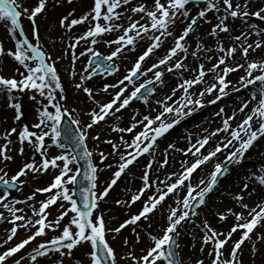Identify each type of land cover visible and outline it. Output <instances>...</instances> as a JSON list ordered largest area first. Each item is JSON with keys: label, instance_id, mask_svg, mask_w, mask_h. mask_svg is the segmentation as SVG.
Returning <instances> with one entry per match:
<instances>
[{"label": "snow or ice", "instance_id": "6c2138e0", "mask_svg": "<svg viewBox=\"0 0 264 264\" xmlns=\"http://www.w3.org/2000/svg\"><path fill=\"white\" fill-rule=\"evenodd\" d=\"M67 2L71 3L72 0H67ZM199 2L203 6L199 7L196 15L193 16L190 14L191 10L187 6L190 3H194V0H152L151 5H148L145 0H138L135 5L132 4V0H94L93 7L84 15L76 17L74 16L75 10H73L60 19V26L68 31L74 26L85 22H88L90 25L83 35L71 38L74 42L69 47L73 49L81 40L92 38L91 42L96 44L98 42L96 38L103 36L105 33L114 31L121 33L115 40L105 41L109 46L113 44L116 46L107 57H102L100 53L88 49V52L96 58L97 68H101L104 71L118 70L117 65L112 62L114 57L120 56L125 50L134 51L137 43L141 40L150 41L143 53L136 59L129 70V74L119 81L122 87L109 102L100 103L96 101L91 88L84 86L82 83L75 84L77 89L87 93L89 99L93 100L98 106V111L96 109L92 110V122L86 124L85 128H91L94 124L99 123L109 115L115 116L132 99L138 98L141 89L145 88L146 85L152 84L153 81L162 84L165 71L169 73L175 72L179 77V83L172 89L171 95H167L163 99L156 101L157 104L161 105V109L158 110L157 115L154 117L144 116L141 121L132 123L128 128H120L118 126L113 128L114 131L118 132H132L137 127V124L143 125V130L137 133L130 143L124 141L123 137H121L122 143L128 148L134 149V151L121 154L120 160L122 162L119 163L118 170L114 172L108 186L97 196L94 192L96 188L97 166L93 163L92 153L88 151L85 144L87 133L81 131L79 135L73 138L75 145L82 149V151L74 153L66 151L67 145L60 139V124L67 109L57 102V96L54 93L56 89H59L63 93L64 88L55 63L49 62L51 58L42 50L36 20L38 15L46 11L48 0H36V3L31 7L21 5L18 3V0H0V22H8L10 25L9 33L15 41L14 50H6L3 43H0V57L4 55L11 56L25 70L21 72L19 68L16 69L19 79L15 76L5 77L4 75H0V94L6 95L9 101H15L14 92L24 93L28 91L33 93L30 99L36 101L39 105V122L33 127L41 129L43 126V129H47L41 130L38 134L36 131H31L29 125L24 124L19 131L16 127H13L3 134L5 143L0 144V163H4L5 167L7 166L5 162L13 160V156L9 154L11 151L9 145L13 143L9 137L12 134L17 135V140L20 144L18 151L21 155L24 153L23 145L27 142L35 151L39 152L43 159L39 166L35 161L24 163L10 178H6L8 173L5 171V168L0 167V173H3L0 175V189H2L0 191V207L7 209L10 213L11 219L9 222L13 225L4 243L7 244L9 241H12L17 235L19 228H24L25 230H29L30 228L35 229L26 238L15 243L14 246H10L5 251L0 252V264H6V261L10 257L15 256L32 241H35L38 237L45 236L47 229L55 230L59 228L60 221L68 215L69 211L74 215L69 219L68 224L62 228L61 234L38 243L37 246L32 248L28 254V258L33 262H37L38 257L47 256L50 252H56L60 255H71L73 249L87 243L91 247V251L88 253L89 264H117L116 252L108 242L107 233L120 234L122 229L129 225L135 226L132 228V231L136 232V227L139 226L138 222L142 218L147 220L149 214L153 213L169 194L178 195L179 191L184 189V196L182 198L178 197L175 200L176 207H172L169 210L166 218L167 224L163 228V235L154 236L149 234L153 244L143 249L142 255L137 256L134 252L130 251L126 257H123L130 259L133 264H181L179 254L175 250L179 247L177 243V226L182 221L188 219L190 214L196 215L194 205L199 206L205 203V197L219 183L220 178L229 172V165L239 164L254 144L259 139L264 138V60H247L250 49L255 51L264 47V39L247 43L248 37L252 34L253 30H255L256 36L262 37L264 36V30H261L255 24H249L248 32L241 31L240 35L233 38L235 41L240 42L239 48L242 56L246 59L245 64H236L234 67L228 66L226 64V57H234L237 52V46L233 45L226 49L222 42L217 44L216 51L223 55L216 57V62L212 63L210 67L205 68V64L201 62L196 67L189 68L184 63L189 53L186 38L193 33L198 21L204 20L205 22H210L207 20L209 12L218 14L216 15L217 23H215L209 32V35L217 37L220 32L229 33L231 31L228 23L230 19L243 18L247 20L249 17H255L264 23V7L249 10V0H243V2L241 0H199ZM55 3L59 4L61 0H55ZM118 9H123V11H118ZM125 13L129 14L125 15ZM137 14L140 15V18L133 19V16ZM22 17H26L32 25L34 43L25 34ZM119 21H125L126 24ZM141 21L144 22L142 23ZM178 22L183 27L179 35H174ZM168 37L173 38L174 46L170 47L157 62L153 63L146 70H142V64L146 58L156 49L161 48L163 42ZM202 51L212 52L214 50L211 48L205 49L203 44L198 41L196 49L191 52V55L194 58L201 59L198 54ZM84 54V52H81V55ZM75 58V54H73V59ZM203 59L212 61L213 57L207 56L203 57ZM91 64L92 61H89L90 66ZM221 65H224V67L221 68ZM161 66H163L164 70H161ZM239 68H244L245 70V75L241 76L239 80L241 88L248 89L249 86H256L257 84L258 87H254V90L250 92L249 100L242 102L239 112L244 113L245 109H248V112L236 126L233 128L231 124V121L236 119V111L234 110L231 116L222 119V127L215 129L208 136L198 139L195 144H192L186 150L185 154L191 153L195 157L194 161L191 164H188L187 161L181 162L182 172L179 174L172 173L166 176L164 181H160L163 188L156 187L154 194L149 196L143 203L142 209L125 219L119 226L108 228L102 214L94 217L93 210L98 207L97 200H102L108 195L109 190L117 183V180L124 173L125 169L137 157L145 153L151 154L158 138L168 133L182 119L192 115L196 109L203 107V97L206 93L218 92L215 99L208 101L210 104H215L222 97L227 96L228 92H226V89L229 87L231 81H227L226 77L229 73ZM185 71L191 73L190 78L184 77L183 73ZM148 72H152L153 77L136 87L134 78L141 74L147 75ZM209 73L215 74L214 79L218 81L219 87L216 83H213L198 93L191 91L197 85L203 84L205 76ZM71 74L73 76L76 75L74 71ZM93 74H95V70ZM88 78L90 77H80L81 81ZM125 81L134 86V90L126 97L124 96L127 90ZM109 87L114 88L116 85H105L103 91L107 92ZM148 91L153 92L154 89L148 88ZM178 91L181 92V95L174 100L173 97H176ZM233 91L239 92L240 88H234ZM36 94L43 99L38 100ZM44 100L47 103H44ZM252 101H256V105L249 108V104ZM144 102L147 103V97H144ZM49 105L54 111L49 110ZM10 107L15 110L14 119L19 121L23 116L21 104L19 102H12L10 103ZM223 112L224 109L221 108L217 115H221ZM169 116L172 118L169 119ZM116 119H119V117H116ZM73 123L79 124L80 122L74 120ZM153 125L155 126L153 127ZM221 132L227 134L224 139L211 150H207L206 154L202 152L201 149H204L209 144V140ZM46 137H49L51 140V144L47 146L45 144ZM95 138L99 139V137ZM107 142L112 144V141ZM52 145L61 149V152L58 155L49 157L47 147H51ZM112 147L114 150H117L116 144H112ZM170 147H174V145H170ZM226 149L228 151L224 161L220 162L217 160L207 179L201 178L196 185H193L191 183L193 173ZM99 156L101 161L107 159L103 152L99 153ZM79 160L87 162V170L84 171L83 178L89 182V187L81 189L82 206L73 198L74 189L68 187V185H75L77 183L80 169L76 168L74 170L72 165L78 163ZM167 162V157L165 156L161 166L166 165ZM49 167L59 169V174L54 177L53 182L49 186L36 188L24 200H19L15 197L9 200V189H15L18 184H23L24 181L20 178L26 176L28 171L42 172L47 171ZM108 167H111V165H108ZM147 168H151V163L147 165ZM172 176L176 177L174 181L171 180ZM142 180L144 182L143 187L136 194L132 195L130 200H116L115 203L130 206V204L140 200L144 192L153 187L147 171L144 173ZM258 180L260 184L264 185V176L258 177ZM244 187L247 188L248 185L245 184ZM53 190L55 191L53 192ZM36 193H51L46 200L39 202L38 209L34 205H28L33 215L37 218L33 221L23 214L17 215V213H23V209L16 208L14 205L33 200ZM235 199L240 202V207L244 211L235 212L232 209H228L226 213L219 214L221 220L225 219L227 215L235 217V223L227 233L217 232L208 225L207 221L203 223L205 234L202 238V243L204 245H212L208 253V256L211 258V264H242L239 258L241 246L246 240L251 239L254 229L264 222V201L250 207L248 204L243 203L242 196H237ZM58 200L67 202L69 207L64 208V205L61 204L60 207L64 210L55 221H49L46 209L50 205L56 204ZM5 219L8 218L4 216L3 212H0V220ZM237 230H241L240 238L232 242L228 256H225L223 251L225 245L228 244ZM113 238L115 239V237ZM257 238L264 240V236H258ZM136 239L139 242V233H136ZM124 243L127 245L128 241L125 240ZM255 250V246L253 245L252 251L255 252ZM201 251H203V248H201ZM22 259H24L23 256L19 260H14L13 264H21ZM58 264H62V261L58 262ZM196 264H204V260H197Z\"/></svg>", "mask_w": 264, "mask_h": 264}, {"label": "rangeland", "instance_id": "374dc122", "mask_svg": "<svg viewBox=\"0 0 264 264\" xmlns=\"http://www.w3.org/2000/svg\"><path fill=\"white\" fill-rule=\"evenodd\" d=\"M18 3H20L21 5H23L25 7H31L36 3V0H18ZM132 4L133 5L137 4V1L132 0ZM93 5H94V0H72L71 3H68L67 0H61V3H59V4L55 3V0H48V6H47L46 11L44 13L38 15L36 17V20H37V25L39 28L40 43H41L42 50L46 53L47 56H49L51 58L49 62L55 63L56 70H57V72L61 78V84L64 88V92L63 93L60 92V96L63 97V99H61L63 102V105L71 113L73 118L80 122L78 125H79L81 131H85L87 133V139L86 140H87L89 149L92 152V155L94 158V163L97 166V173H96L97 179H96V188L95 189H96V195L98 196L103 191V189L108 186L111 179L113 178L114 172L118 170L119 163L122 162L120 160V155H115L116 153H119L120 146L119 145L117 146L116 153H109V151L112 150L113 147H111L110 143H108L107 141H112L113 144H117L118 140L121 138L122 135L120 133H117V132H113L112 135H109V134L103 133L102 129H97V127L85 128V125L87 124V120H89L90 123L92 122V120H91L92 110L96 109L98 111L97 104H94L91 101V99H89L87 93L83 92L82 90H80V92H78L77 89H75L76 92H74V90L70 88L69 91L65 93V90H66L65 87L66 86L63 84V82H66V83L70 82V78H71L70 67L72 66L73 54H75V53H74V49L69 47V40L71 41V38H72L70 32H68V30H65L64 28H62L59 24L60 19L64 15H67L70 11L75 10L74 16L79 17V16L84 15L85 13L89 12L91 10V8L93 7ZM191 5L193 6V7L191 6L192 8L188 7L191 11L192 10L197 11L199 7L203 6L202 3L201 4H191ZM260 7H264V1L260 2L259 4H250L249 10H256ZM190 14L193 16L196 15V14H193L191 12H190ZM210 14L213 15L212 20H210V17H209ZM216 15H218V14H214L213 12H209L207 14V20L210 22H205L204 20H202V23H204L206 26H208L211 29L215 25V23H217ZM231 20L236 21V18L230 19L228 21L229 27L232 30ZM3 23H5V22H0V43H3V46L5 47L6 50H9V49L14 50L13 38L11 37V35L9 33L10 25L8 24V22H6V25H3ZM22 24H23L24 30L26 31V34L32 38L31 40L34 43L35 40L33 37L32 25H31L30 21L26 17H22ZM242 24L245 26L244 28L246 30H248L249 24H255L261 30H264V23L260 22L255 17H250V20L242 22ZM79 26H84V23L80 24ZM89 26L82 28V35L87 31V28ZM198 28H199V26L197 24L194 27L193 32L195 33ZM241 29H243V28H241ZM179 34H180V32L179 33L174 32V35H179ZM219 34H230V32L229 33L220 32ZM251 35L255 36V40H253V41L247 40V43H253L256 40L264 39V36H262V37L256 36L255 30L252 31ZM103 36H106V33ZM208 36H210V35H208ZM214 38H215V42H213V44L215 45V47H217V44L220 42L223 43V46L226 49L233 46V45H236L237 46V52L236 53L238 55L242 56L241 50L239 48L240 42L234 43V42H231L229 40H227L226 42H223L222 40L218 39L217 37H214ZM171 40H172V46H173V43H174L173 38ZM200 41H201L200 43L205 44L206 41H208V40L206 39V37H204ZM81 42L83 44V51L85 52V54L82 56L88 59V60L86 59L87 62L85 65V68H87L88 70H89L88 61L92 57L91 53L88 52V49H92L93 51L100 52V53L104 54L105 56H109L111 54V52L116 47L114 44L109 46L108 44L103 43L102 46H107V48L104 49V48L99 47V46L97 47L96 44H93L91 42V40L90 41L82 40ZM148 43H150V41H148L146 44L142 45V47H140V49H138V51L135 53V55H133L132 63L130 62L128 67L124 70L125 73L129 72V70L131 69V67L135 63L138 56L141 55L143 53V51L146 49ZM196 43L197 42H195V47H196ZM169 48H170V44H169V46H166V48L164 49V51L162 53L159 54L157 59L162 58ZM76 50L79 51L77 48H76ZM78 55H79V58L81 59L80 51H79ZM219 55H223V54L217 53L215 56H213V60L211 62L215 63L216 62L215 58L218 57ZM6 57H8V55H6ZM75 57H76V55H75ZM230 59L231 58L226 57V64L228 66L234 67L235 65H231V64L236 62V61H234V60L232 61ZM247 60H264V47H261L260 50L256 51V52H252V50L250 49L249 50V56L247 57ZM156 61L149 63V66H151ZM245 63H246V59H245ZM12 67H13L12 62H8V68H4V67H3L4 69L1 68L0 69V75H4L5 77L15 76L17 79H19V74L17 72H11ZM18 67H19L21 72L25 71L23 69V67L20 66L19 64H18ZM220 67L223 68L224 65H221ZM93 71H94V69L89 70L90 75L91 76H97L98 74H96V73L93 74ZM63 72L66 74V79L65 78L63 79V77L65 76V74L63 75ZM236 72L238 73L236 81L240 85L239 80H240L241 76L245 75V70L243 68V70H237ZM108 76H110V75H105L104 79L98 83L102 89L104 88L105 85H116L115 82L110 81L109 79H106ZM185 78H190V75H186ZM226 80L231 81L230 80V73L226 77ZM79 83H82L84 86L91 88L93 90V93H94L95 89L90 84V82L85 80V81H80ZM178 83H179V81H176V86ZM213 83H216L217 86L219 87L218 81H216L214 78L213 79L206 78V80L203 84L197 85L195 87V92L198 93L199 91L203 90L205 87H207ZM257 85L253 86V87H257ZM74 86L75 85L72 82V87H74ZM121 87L122 86L119 83L114 88L109 87L107 93L111 90L113 93L110 94L108 97H106L104 99L103 103L109 102L111 99H113L115 93L119 92ZM239 87H241V86H239ZM231 88H232V82L229 84V87L226 89V92H228V95L222 97V99L218 100L215 104H210V103H208V101L215 99L216 95H218V92L213 91L211 94L206 93L205 96L203 97L204 106L196 109L193 112V114L190 115V117L195 118L199 115H205L207 113V111L210 110L212 112L211 115H216L217 117L219 116L218 123H219L220 127H222V119L227 117V116H231V114H228L230 111H232L230 108H232L233 106H235L236 108H240L242 102L250 99V92L252 90H254V88H251L247 92L242 91V90L237 92V91L230 90ZM156 90H157V85L155 84L154 91H153L152 95H154L156 93ZM109 93H111V92H109ZM177 93L181 95V92L178 91ZM32 94L33 93L28 92V91H25L24 93L14 92L13 95L16 97L15 101H9L8 98H6L4 100V102H2L0 104V132H5L7 130H10L13 127H16L19 131L21 129L22 125H24V124L29 125L30 130L36 131L38 134L40 133L41 130H44L43 126L41 129H36L33 127L36 123L39 122V105L36 103V101H33L32 99H30V96ZM36 95H37L38 100L43 99V98L39 97L38 94H36ZM126 96H128V95H126ZM243 96H245V97L242 98ZM12 102H19L21 104V110L23 112V116L21 117V119L19 121H16L14 119L16 113H15L14 108L10 107V103H12ZM32 102H33V104L31 105ZM140 102L144 103V101H142V100ZM253 102L256 103V101H252V103ZM44 103H47V101L44 100ZM221 108L224 109V112L221 115H217V113L220 112ZM249 108H250V106H249ZM160 109H161V105L158 108L152 110V112H150L146 115H143V117L144 116L154 117L155 115H157V112ZM49 110L54 111V109L51 108L50 105H49ZM245 111L248 112V109H245ZM111 116L112 115H109L105 118V120H103V121H105L104 125H107L110 123ZM143 117H142V119H143ZM168 118L171 119L172 117L169 116ZM141 120L139 118L133 117L131 119H128L124 125L126 128H128L132 123H134L136 121H141ZM231 124L233 126V121H231ZM97 125H99V123H97ZM154 126L155 125H153V127ZM176 126L178 127V124ZM142 128H143L142 124H137V127L135 128V130L133 132H128L127 137H129V138H125V139L123 138L124 141H126V139L132 140L135 136V132L142 130ZM214 130L215 129L212 126V127H210L208 134H198L193 138V140H190L191 136H189L187 138V140L190 142L179 144V145L177 144L178 147L176 146V143L173 140L172 141L168 140V139L166 140L164 138L167 134L166 133L164 136L157 139L156 144H155L152 152L154 151V149L156 147H158L160 142H164L166 144V147L168 148L170 154L168 152L165 154H161L159 157L161 163L163 162L165 156L167 157L168 162H170L172 159L174 160V156L172 155V153L174 151L178 150V151H180V154L182 156H190L188 164H191L194 161L195 157L191 153L185 154L186 150L191 146L190 144L191 143L195 144L198 139H200L204 136H208L209 133L213 132ZM95 137H99V139H96ZM224 137H221L219 140L215 141L213 145H211V139H210L209 144L206 145L204 149H201V151L206 154L207 150H211L212 148H214V146H216L217 143L221 142L224 139ZM9 139L10 140L15 139L16 141H18L16 134H12L9 137ZM45 141L46 142L50 141V138L46 137ZM3 143H5V140H0V144H3ZM24 145H29V144L27 142H25ZM47 145H50V144H46V146ZM170 145H174V147H170ZM12 146H13V143L11 146L9 145V148L11 149L9 154L13 156V160L5 162L7 165L6 167H5L4 163H0V167H4L5 171L8 173V176L6 178H10L12 175H14L19 170V168L22 167V165L26 162L35 161L38 166L42 163L43 158L40 156L38 151L35 152V150H34V151H30L28 153L24 152L23 155H21L19 152L17 154H14ZM48 149H49V147H47V154L49 157L58 155L59 152L61 151V149H55L54 148L55 150L53 149V151L50 152V150H48ZM252 149L254 150V146L250 150H252ZM133 151L134 150H132V148H128L127 150H124L123 154H127V153L133 152ZM227 151H228L227 149L224 151L225 155H226ZM262 151L264 152V148ZM101 152H103L104 155L107 157V159H105L104 161L100 160L99 153H101ZM146 154L147 153L137 157V159H139L140 157L144 158V156ZM157 156L158 155H156L155 157H157ZM246 156H249V154H245L244 158ZM152 158L153 157L149 154L146 158L142 159L143 160V162H142V173L144 175V173L147 171L150 178L153 175ZM244 158H243V160H245ZM137 159L131 165H129L127 169H125L124 173H122L121 177L117 180V183L115 185H113L111 187V189L109 190L108 195L106 197H104V199H102V200H97L98 207L93 210V216L95 217L97 215L102 214L104 216L105 224L108 228L117 227L125 219L129 218L133 214L138 213L142 209L143 203L147 200V198L149 196L153 195L155 192L156 187L155 188H149L148 190H146L144 192V194L141 196L140 200L136 201L135 203L130 204V206L118 205L115 203L116 200H122V201L130 200V197L132 195L136 194L138 192V190L143 187V183H144L142 180L143 175L141 176V181L136 183L135 185H133V187H132V184L130 182H126V183L123 182V177H126L125 174L133 173L132 169L136 165L135 163L137 162ZM224 159H225V156L222 158H217L216 160L213 159L210 162V163H212L211 169H213V165L215 162H217V160L220 162H223ZM168 162L166 165H163V166L169 165ZM250 162L251 161H248L247 163H250ZM58 163H60V162H58ZM150 163H151V168L148 169L147 165H149ZM108 165H111V167H108ZM237 166H238V164H232L231 168L233 169V168H236ZM72 167L74 170L76 168H78L77 164L72 165ZM202 167H203V165L201 166V168L197 169L196 172L193 173V175H192L193 178L191 177V183L193 185H196L201 178H204L206 180L208 177V174L212 171V170H210V172H208L204 176L199 177L198 173L202 170ZM247 172L248 171H245L243 173L248 175ZM2 174L3 173H0V175H2ZM58 174H59V169H53L51 167H49V169L47 171H42V172L28 171L26 176H23L20 178L22 181H24V183L20 184L19 189L17 191H9L10 192L9 200L13 197H15L16 199H19V200H24L26 197L31 195L36 188L47 187L49 184H51L54 180V177ZM237 174L239 175V173H237ZM257 176H258L257 173H255V172L252 173L253 179L258 184H260ZM225 178H226L225 179L226 183L231 180L229 176H226ZM175 179H176L175 176H173L171 178L172 181H174ZM150 182H152V181H150ZM222 185L219 188V190L217 192H215V194L212 195L211 198H209V201H207V203L205 205H203V207H201V209H198L197 211H195L196 215L193 216L190 214V217L188 219H186L185 221H182L181 224L177 226L178 227V229H177V233H178L177 243L179 245L178 251H179L180 256H181L182 264H196L197 260H204V264H211V258L209 256L204 257L202 255L194 254L193 250L190 251V249L193 247L194 233L196 231L190 230L187 226L190 225L192 227L197 221H202V219H205V218L208 219L207 217H204V215H202V211H204V212L206 211L205 212V214H206L208 208H210V207L212 208L215 206V202H216L215 199L217 198V194H219L220 190L224 187V185L223 186ZM239 186H240V188L238 187L236 194H238L240 191H243V189L246 190L243 183L239 182ZM68 187L71 189H74V185H68ZM157 187L163 188V185L161 184ZM197 190H199V189H197ZM0 191H2V189H0ZM50 194L51 193H36L33 200H30L27 203H21V204L14 205L16 208H22L23 209V213H17V215L23 214L26 217L31 218L34 221L37 217H35L33 215V213H25L24 212L25 209H24L23 205L25 204L26 207L29 208L28 205L31 204V205H34L38 209L39 208V202L46 200ZM184 194H185L184 189H181L179 191L178 195L177 194H171V196H172L171 198H174L176 200L178 197L182 198L184 196ZM73 198H74V195H73ZM61 204L64 205V208L69 207L67 202L62 201V200H58L56 202V204H54L53 206L50 205L49 208L46 209V211L48 213L47 218L49 221H55L57 219V217L60 215V213L64 210L63 208L60 207ZM162 205H163V203L161 202V204L157 206V208L154 210V212L149 214V218L147 220L142 218L141 221L138 222L139 226L136 227V232L132 231V228L135 226L129 225L126 228L122 229L120 234H115L112 232L107 233L108 242L115 249V252H116L117 264H133V262L130 259H125L123 257H126L127 253L130 251L134 252L137 256L142 255L143 249H145V248H147L153 244V242L150 239L149 234L154 235V236L163 235V228L166 227L167 221L160 224L158 219L156 221H153L154 219L152 218V216L155 214V212H158V210L162 207ZM172 207H176V204L167 207L166 213H165L166 216L169 214V210ZM250 207H252V206H250ZM233 208H234L233 211H235V212L244 211L239 205H234ZM199 210H201V211L199 212ZM0 212L4 213V216L8 218L5 220H7V222L9 224H11L9 222L11 219L10 213L7 212L3 207H0ZM216 212H218L217 217L210 214L213 217H211V219L209 221H207V223L209 222L208 225L211 228H217V229L219 228L220 231H224L223 233H227L230 230L229 229L230 223L226 222L228 215H227V218H225L223 220H221L220 216H219L220 213H226L227 211L223 210L222 206H220ZM73 215L74 214L69 211L68 215L65 216L63 218V220L60 221V227L59 228H56L55 230L47 229L45 236L38 237L35 241H32L29 245H27L24 249H22L15 256L10 257L8 259V261H6V264H13L14 260H19V259H21L22 256L24 257V259L21 260V264H58V262H60V261H62V264H89L88 253L91 251V247L87 243H84L82 245L77 246L75 249L72 250L71 255H67V254L60 255L59 253H56V252H50L47 256L38 257L37 262L31 261L27 256L31 252L32 248L37 246L38 243H40L41 241H47L54 236L60 235L62 228L68 224L69 219ZM3 222H4V220H3ZM17 223H20V222H17ZM231 223H232V225H230V226L232 227L233 224L235 223V218L231 219ZM1 225H2V223L0 221V226ZM158 225H159V227H158ZM227 225H228V228H227ZM224 226L226 228H224ZM33 231H35L34 228H30L29 230H25L24 228H19L17 231V235L13 238V240L9 241L7 244H5L4 241L7 239V236L10 234V231H9L5 235V238L2 237L3 240H1L2 238H0V245H2V246H0V252L5 251L10 246H14L15 243H18L20 240L26 238ZM200 232L203 233L202 236H204V234H205L204 230L202 229ZM136 233L140 234L139 242H137ZM240 235H241V230H237L236 234L234 233L231 240L228 242V244H226L227 247L225 245V248L223 250L225 256H228V253H229V250H226V249L228 247L231 248L232 242L235 240H238L240 238ZM261 235H264V222H262L261 225H258L257 228L254 229L253 233L251 234V239L246 240L245 243L241 246V251L239 252V258L242 261V264H264V261L261 262L260 259L258 260V258H259L258 256H251L253 245L256 246V245L260 244V241L257 237L261 236ZM144 236L147 237L148 241L143 240ZM113 237H115V239ZM221 238L223 239V237H221ZM125 240L128 241L127 245H125V243H124ZM208 246L210 248L209 250H211L212 245L209 244ZM62 251L66 252L67 250H62Z\"/></svg>", "mask_w": 264, "mask_h": 264}, {"label": "bare ground", "instance_id": "6f19581e", "mask_svg": "<svg viewBox=\"0 0 264 264\" xmlns=\"http://www.w3.org/2000/svg\"><path fill=\"white\" fill-rule=\"evenodd\" d=\"M136 1L138 2V0H136ZM262 1H264V0H249V5L250 4H259ZM145 2L148 5H151L152 0H145ZM241 2H243V0H241ZM191 6L192 5H190L189 8L193 7V6L192 7ZM125 7H127V6H125ZM118 11H123V9H118ZM191 13L196 14L197 11L192 10ZM128 14L129 13H125V15H128ZM209 17H210V20H212L213 15L210 14ZM139 18H140L139 14L133 16V19H139ZM247 20H250V17L247 18ZM247 20H245L243 18H236V21L231 20L232 30L230 31V34H218L217 38L222 40L223 42H226L227 40L234 42V43L238 42V41H235L233 38L235 36L240 35L241 31H244V32L248 31L244 28L245 26L242 24V22H245ZM119 22L126 23L125 21H119ZM141 22L143 23L144 21H141ZM87 26H89V24H88V22H85L84 26L76 25L68 32H70L72 38L79 37L82 35V28L87 27ZM198 26H199V28L197 29V31L195 33L193 32L192 34L189 35V37H187V45L189 48V53H188L187 59L184 61V63L187 64L189 66V68H194V67H196V65H198V63L203 62L205 64V68H208L211 66L212 62L208 61L206 59H203V57H207V56L213 57L219 52L216 51V47L213 44V42H215V38L211 35L208 36L211 29L208 26H206L204 23H202V20H200L198 22ZM182 27H183V25L178 22L177 27H176L174 32H177V33L181 32ZM241 28H243V29H241ZM120 34H121L120 32L114 31V32L106 33V36L97 37L96 39L98 42L96 43V46L97 47L99 46V47L106 49L107 46H102L103 43H105V41L115 40L118 37V35H120ZM204 37H206V39L208 40V41H206L205 44L202 43L204 48L205 49L211 48L214 51H212V52L202 51L198 54L201 57V59L194 58L191 55V52L196 49L195 42H198V41L201 42L200 40ZM171 39H172V37H168L163 42L161 48L156 49L152 54H150L149 57L146 58V60L142 64V70H146L147 68H149L150 67L149 63L156 61V60L158 61L157 57L159 56L160 53H162L164 51L166 46H169V44H170V47H172V40ZM253 40H255V36L250 35L248 37V41H253ZM81 41L74 48V53L76 55V58L73 59L72 66L70 67V73H72L74 71L76 73V75L73 76L71 74V78H70L69 83L63 82V84L66 86L65 87V89H66L65 93L68 92L70 88L73 89L74 92H76L75 89H77V88L75 86L72 87V82L74 85L76 83H79L81 81V79H80L81 76L90 77V78L85 79V80L90 82V84L95 89V91L93 93L95 100L99 101L100 103H103L104 99L106 97H108L110 94H112L113 92H111V93L108 92L109 94L107 92H104L103 89L98 84L99 82H101L104 79V77H105L104 72H97V74H98L97 76H91L90 75L89 70L96 67V65L88 66L89 70L87 68H85L87 58H85L81 55V59H82L81 60L79 58V55H78L79 51H80V53L84 52L83 51V44ZM73 42H74L73 39H71V41L69 40V45ZM147 42H148V40H141L137 43L134 51L125 50L120 56L115 57L112 62H114L118 66V70H116L113 74L108 76L106 79H109L110 81H113L116 83V85H118L119 81L121 79H123V77L125 75H128L125 73L124 70L128 67L130 62L132 63L133 55H135V53L138 51V49H140V47H142V45L146 44ZM173 46H174V43H173ZM76 48L79 51H77ZM259 50H260V48L256 49L255 51L252 50V52H256ZM230 60L236 61V62H234L235 64L231 62L232 63L231 65L245 64V58L238 55L237 53H235L234 57H232ZM8 62H12L13 67H14V68L12 67L13 69L11 68V72H16V69L19 68L18 63L14 59H12L11 56L6 57V55L3 57V59L0 63V69L3 67L8 68ZM112 62H108V63H112ZM161 70H164L163 66H161ZM237 70H243V68H239ZM236 71L230 73V80L232 82V88L230 90H233L234 88H240V90L247 92L249 89L254 88L253 86H249L248 89H243V88L239 87L240 85L236 81V78L238 75V73ZM64 74L65 73L63 72V75ZM183 75H184V77H186V75H191V73L185 71L183 73ZM214 75L215 74H213V73H209L208 75L205 76L204 80H206V78L213 79ZM152 77H153V73L148 72L147 75L141 74L138 81H147V80L151 79ZM64 78L66 79V74L63 77V79ZM60 80H61V78H60ZM85 80H83V81H85ZM176 81H179V77L177 76V74L175 72L169 73V72L165 71L164 76H163V83L161 84L160 82L156 81V85H157L156 93L154 95H150L147 97V99H148L147 103H140V102L129 103L125 108H122L119 112H117L115 114V116H111V120H110L109 124L104 125L105 121L102 120L101 122H99V125L94 124L91 128L97 127V129H102L103 133H106L109 135H112L113 132H117V133H120L122 135L121 137H123L124 139L129 138V137H127V135H128L127 131L118 132V131H114L113 128L117 127V126L120 128H126L124 124L126 123V121L128 119H131L134 117V118H139L141 120L143 115H146V114L152 112V110L158 108L160 105L157 104L156 101L163 99L167 95H171L172 89L176 87ZM125 85H127V90L125 91L124 96H126L128 94V91L133 89V85L129 84L127 81H125ZM257 87H258V85H257ZM77 91L80 92V89H77ZM191 91L195 92V88L192 89ZM179 96H180V94L176 93V97H173V99L175 100ZM244 97L245 96H243L242 98H244ZM6 98H7L6 95L0 94V104L2 102H4V100ZM91 101L93 102V100H91ZM169 103H171V101H169ZM94 104H96V103H94ZM255 105H256V103L253 102L249 106H250V108H252ZM230 109L232 111H230L228 114L232 115L233 111L234 110L236 111V119L233 120V127H235L236 124L241 120V118L247 113V111H245L244 113H241V112H239V108H236L235 106H233ZM211 114H212V112L209 110V111H207V113L205 115H199L195 118H191L190 116H188V117L182 119L181 122L178 124V127L174 126L172 129H170L164 138L166 140L167 139L171 140V141L173 140L177 146V144L179 145V144H183V143H189L190 141L187 140V138L189 136H191L190 140H193V138L198 134H208L210 127H212V126L214 127V129L220 128V125L218 123L219 116L217 117L216 115H211ZM116 117H119V119H116ZM87 124H90L89 120H87ZM4 133L5 132H0V140H4L3 139ZM226 135L227 134L223 133V132L218 133L215 137L211 138V145H213L215 141L219 140L221 137H224ZM12 141H13V146H12L13 153L17 154L19 152L18 149L20 147V144L15 139H12ZM126 141H128L130 143L132 140L126 139ZM112 144H110L111 147H112ZM11 145L12 144H10V146ZM116 145L120 146L119 153H116V150H113V149L110 150L109 153H116L115 155L121 156V154L124 153V150L128 149V147H126L122 143L121 138L118 140ZM190 145H192V143ZM23 147H24V152H26V153H28L30 151H34V149L29 145H23ZM263 148H264V138H261L254 144V150L253 149L249 150L246 153V154H249V156H246L244 158L245 160H242L236 168L231 169V173H230V175H231L230 179L231 180L227 183L225 181L221 183V185L223 184L224 187L220 190V193L217 194V198L215 199L216 200L215 206L212 208L211 207L208 208L206 214H205L206 211L205 212L202 211V215H204V217H207L208 219L205 218V219H202V221H197L192 227L190 225L187 226L190 230L196 231L194 233L193 247L190 249V251L193 250L194 254H198V255H202L204 257H208V253L210 251L209 250L210 248L208 245H204L202 243V238H203L202 234L203 233H201L200 231L203 229V223L205 221H209L211 219V217H213V216L217 217L218 212H216V211L218 210V208L220 206H222V209L225 211H227L228 209L233 210L234 205L240 206V202H238L235 199V197H237V196H242L243 197V203L248 204L249 206H255L257 203L264 200V186L262 184H258L252 177L253 172L258 174L257 178L260 176H264V171H262V169H264V162H263L264 161V152L262 151ZM167 152L170 154L168 148L166 147V144L164 142H160L158 147H156L154 149V151L151 152V154H150L153 157L152 158L153 175L150 178L152 181L151 183L153 184V187H151V188H155V187L161 185L160 181H164L166 176L171 175L172 173L179 174L183 170L182 166H181V162H183V161L189 162L190 156H182L180 154V151L177 150V151H174L172 153V155L174 156V160L172 159L170 162H168L169 165H167V166H161L162 163L160 162L159 157L161 154H165ZM155 154L158 156L155 157L156 156ZM148 155H149V153H147L144 156V158H146ZM224 156H225V152H221V153H218L217 157H215L213 159L216 160L217 158H222ZM144 158L140 157L139 159H137V162L135 163L136 165L134 166V168L132 167L133 173L125 174L126 177H123L124 183L130 182L132 184V187H133V185H135L136 183L141 181V176L143 175V173H142V162H143V160L142 159H144ZM248 161H251V162L247 163ZM210 162H207L205 165H203L202 170L198 173L199 177L204 176L205 174L210 172V170H212L211 169L212 163H210ZM245 171H248L247 173L249 176L243 173ZM237 173H239V175ZM239 182L243 183L244 185L247 184L248 187L246 188V190L243 189V191H240L238 194H236L238 187L240 188ZM221 185H220V187H221ZM212 195H214V194H212ZM212 195L207 198L208 201H209V198L212 197ZM171 197H172L171 194H169V196L165 198V200L162 202L163 203L162 207L158 210V212H155V214L152 216V218L154 219L153 221H156L158 219L160 224L167 221V219H166L167 216L165 214L167 207L176 204L175 199L171 198ZM23 207L25 209V211H24L25 213H33L32 210L30 208H27L25 204L23 205ZM5 210L7 211V209H5ZM200 211L201 210H199V212ZM210 214H212L213 216H211ZM234 218H235L234 216L228 215L226 222H229L230 225H232L231 219H234ZM230 225H229V229H231ZM12 226L13 225L9 224L7 222V220H4V222H2V225L0 226V238H2V237L5 238V235L9 232V230L11 229ZM158 227H159V225H158ZM224 228H226V227L224 226ZM227 228H228V225H227ZM177 229H178V227H177ZM213 229H215L217 232H224V231H220L219 228L218 229L213 228ZM261 236H264V235H261ZM3 238L1 240H3ZM143 240L148 241L147 237H145V236L143 237ZM259 241H260V244L255 246L256 250H255V252L252 251L251 256H258L259 257L258 260L260 259V261L263 262L264 261V240L259 239ZM226 247H227V245H226ZM201 248H203V251H201ZM226 250H230V248L228 247Z\"/></svg>", "mask_w": 264, "mask_h": 264}, {"label": "water", "instance_id": "95a60500", "mask_svg": "<svg viewBox=\"0 0 264 264\" xmlns=\"http://www.w3.org/2000/svg\"><path fill=\"white\" fill-rule=\"evenodd\" d=\"M63 125H65V127L69 126V127H73V129H76L74 124L71 123V121L67 119L65 116L63 120ZM81 163L84 168L85 167L87 168V162L85 160H81ZM86 187H89V182L83 178V174L81 173L79 178L77 179V190H76L78 201L79 204H81V206H82L81 189Z\"/></svg>", "mask_w": 264, "mask_h": 264}]
</instances>
